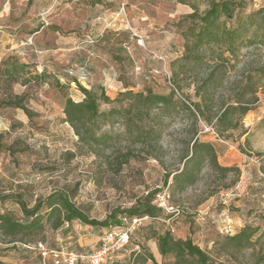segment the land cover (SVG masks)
Returning a JSON list of instances; mask_svg holds the SVG:
<instances>
[{
  "label": "rangeland",
  "instance_id": "1",
  "mask_svg": "<svg viewBox=\"0 0 264 264\" xmlns=\"http://www.w3.org/2000/svg\"><path fill=\"white\" fill-rule=\"evenodd\" d=\"M209 1L77 0L73 30L59 27L53 31L51 28L56 26L47 24L37 39L30 29L24 31V36L13 38L17 41L28 36L19 48L21 54L9 56V63L22 61L27 69L11 77L0 74V194L12 196L3 203L4 209L20 219L14 200L17 195L31 207L37 198L66 189L77 208L90 218L102 220L112 210L129 208L148 192L160 189L169 193V203L179 209V215L164 212L142 223L106 264L172 263V257L163 258L157 249L156 237L165 230L176 239L190 238L222 264H264V41L242 46L232 55L225 53L223 58H219L218 47L204 49L201 60L173 64L186 53L182 34L188 21L184 17L193 12L192 5L203 12ZM234 1L238 4L236 13L242 16L264 8V0ZM121 2L125 3L126 13L116 17ZM96 5L103 6V10ZM100 11L107 12V22L115 24L103 31L105 41L113 44L99 41L86 45V36L98 35L91 22ZM147 16L156 19L152 27L145 22ZM40 19L43 25L51 21L48 14ZM233 23L230 20L226 25ZM139 38L144 46L137 44ZM52 50L57 51L52 54ZM55 55L58 58L52 59ZM83 61H89L95 69L92 74L99 71L102 75L103 71V82L91 78L90 84L97 94L102 86L111 100L125 84L133 92L149 88L169 95L174 87L177 93L163 109L149 112L143 130L125 125L123 113L115 115L99 130L106 144L90 151L63 122L62 113L65 97L76 102L83 99L65 72ZM43 71L44 79H31V75ZM149 71L148 78L142 76ZM205 81L208 88L200 93L202 98L197 97L196 89ZM17 96L24 98L22 105L27 111L6 106ZM237 99L250 110L234 120V128L218 136L214 126L217 114ZM99 108L102 112L124 111L125 106L100 102ZM194 126L199 140L213 145L218 164L238 171L222 173L204 164L196 182L184 190L172 188L171 178L163 186L165 172L182 168L181 151ZM245 226L259 229L249 245L234 248L224 242L222 229H231L232 236ZM106 231L73 221L57 230L46 224L39 240L32 243L0 237V261L54 264L49 255L39 256V244L45 251L63 248L86 254L99 246ZM143 250L152 254L154 263L140 256Z\"/></svg>",
  "mask_w": 264,
  "mask_h": 264
},
{
  "label": "trees",
  "instance_id": "2",
  "mask_svg": "<svg viewBox=\"0 0 264 264\" xmlns=\"http://www.w3.org/2000/svg\"><path fill=\"white\" fill-rule=\"evenodd\" d=\"M179 2L185 4L184 0H179ZM191 7L193 12L184 17L188 24L186 31L182 34L186 53L175 59L173 64L190 63L193 59L195 61L201 60L205 56L204 49L218 47L221 51L219 58H223L225 53L232 55L242 46L254 45L264 41V8L242 16L236 13L238 4L234 0H210L207 8L201 13L193 5ZM230 20H233L234 23L232 26H227L226 22ZM88 37L92 39V43H89ZM105 40L102 33L97 36H86L84 43L90 46L99 41H104L107 45L113 44V42H109L110 40ZM193 51H195L194 54H192ZM9 60L10 57L0 63L1 75L11 77L15 74H21L27 69L26 64L18 63L15 60H11L9 63ZM90 66L89 61H83L65 71L82 93L83 99L76 102L70 97H65L62 108L63 122L70 126L78 142L90 151L94 152L99 145L106 144L103 135L99 134V130L103 124L112 122L115 115L123 113L125 125L143 130L142 123L148 117L149 112L154 109H163L174 96L173 90L169 95L154 93L149 88L140 92H133L125 84L122 85V92L111 100L105 95L101 85L97 94L93 83L90 84L93 76L92 71H94V68ZM31 76L33 81H41L45 78L46 73L43 71ZM142 76L148 78L150 71L147 75L143 73ZM84 84L87 86H83ZM89 84L92 87L88 89ZM207 85L208 81H205L200 87H197V97L200 96L201 92H206ZM56 86H60L58 82H56ZM23 100V97L17 96L13 101H8L5 104L27 111L22 105ZM100 102L124 104L125 109L124 111L111 109L108 112H102L99 108ZM196 107L200 112L199 105ZM249 110L250 107L244 104L241 99H237L234 104L223 107L217 114L214 124L217 135L221 136L224 132L234 128V120L243 117ZM130 156L132 155H128L127 158ZM127 158L124 162H127ZM180 163L182 164L181 169L164 173L163 186H166L171 178L172 183L170 185L172 188L178 187V189L184 190L196 182L204 164H208L211 168L222 173L238 171L236 167H222L218 164L213 145L199 140L195 126L184 142ZM158 192L160 189H154L139 198L131 207L114 209L102 220L90 218L77 208L72 203L70 193L66 189L54 190L45 197L37 198L31 207L24 203L21 195H17L14 200L21 212L20 219L3 207V203L12 196L0 194V237L10 238V242L32 243L39 240L46 224L51 229L57 230L64 224L77 221L85 226L109 230L126 227L125 221L128 223L134 217L148 216L152 221L164 213L163 210L153 204ZM258 232L257 227L245 226L235 235H224L223 240L234 248H244L251 243L252 238ZM156 241L159 254L163 258L172 257L173 261L170 264H222L211 258L190 238L176 239L169 230L157 235ZM38 254L42 258L40 250H38ZM140 256L145 260L155 262L152 254L146 250H143ZM0 264L5 263L0 261Z\"/></svg>",
  "mask_w": 264,
  "mask_h": 264
},
{
  "label": "crops",
  "instance_id": "3",
  "mask_svg": "<svg viewBox=\"0 0 264 264\" xmlns=\"http://www.w3.org/2000/svg\"><path fill=\"white\" fill-rule=\"evenodd\" d=\"M76 6L77 0H0V63L6 60L11 54H21L19 48L23 44H26L25 41L28 36L24 37L23 40L17 41L13 38L20 35L24 36L23 33L27 29L35 31L34 38L36 39L49 24L56 26L51 28L53 31H58L59 27H64L63 30H73V28H75L74 15ZM96 6L103 10V6ZM98 13L99 15L92 20L91 24L92 26L96 25L94 30L98 32V35H101L105 29L114 28L115 24H113L112 20L107 22V12L100 11ZM46 14L51 18V21L43 25L42 22H39L41 20L40 17ZM64 16L67 18L66 21H63ZM32 17L37 18V20L32 19ZM144 19L146 24H149L150 27L156 22L155 18H150L148 16ZM31 40H33V36ZM56 47L57 46H53V49H56ZM57 50H52V54ZM102 57L103 55L100 56V59ZM57 58L56 55L52 57V59ZM102 67L101 65L99 68L102 69ZM100 74L101 73L97 71L93 74L92 78L103 82V71L102 75ZM116 87H118V82H116Z\"/></svg>",
  "mask_w": 264,
  "mask_h": 264
},
{
  "label": "built area",
  "instance_id": "4",
  "mask_svg": "<svg viewBox=\"0 0 264 264\" xmlns=\"http://www.w3.org/2000/svg\"><path fill=\"white\" fill-rule=\"evenodd\" d=\"M125 13V4L122 2L116 13V17H123ZM88 40L89 43H92L91 38L88 37ZM137 44L139 46H144V40L139 38L137 40ZM158 59L164 61V59L161 57H158ZM153 73L158 74V71H154ZM163 74L167 79H169V74L165 69ZM173 91L177 93L174 87ZM153 204L171 216L179 215V209L177 207H173L169 203V193L167 191L158 193L153 200ZM147 221H150L148 216L134 217L124 228L109 229L106 231V233H104L99 246L95 250H92L86 254L69 252L63 248L45 251L41 244L38 245V248L41 251L42 257L45 258L47 255H49L52 258L54 264H77L78 262H84L86 264H106L115 258L118 248L125 246L128 243L132 232L142 223ZM221 234L231 235L232 231L231 229L224 228L222 229Z\"/></svg>",
  "mask_w": 264,
  "mask_h": 264
}]
</instances>
